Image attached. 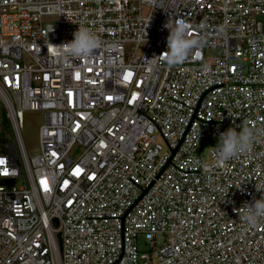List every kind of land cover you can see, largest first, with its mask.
I'll return each mask as SVG.
<instances>
[{
	"label": "built area",
	"instance_id": "obj_1",
	"mask_svg": "<svg viewBox=\"0 0 264 264\" xmlns=\"http://www.w3.org/2000/svg\"><path fill=\"white\" fill-rule=\"evenodd\" d=\"M178 17L199 44L169 66ZM78 28L100 46L61 57ZM0 101V264H264V219H240L264 188V0H0ZM22 111L44 114L31 157ZM229 127L248 153L196 154Z\"/></svg>",
	"mask_w": 264,
	"mask_h": 264
},
{
	"label": "clouds",
	"instance_id": "obj_2",
	"mask_svg": "<svg viewBox=\"0 0 264 264\" xmlns=\"http://www.w3.org/2000/svg\"><path fill=\"white\" fill-rule=\"evenodd\" d=\"M164 27L168 30V36L166 38V55L163 60L169 66H175L184 61L189 51L197 46L199 41L189 38L190 26L183 18L178 17L174 20L169 18ZM99 46L100 41L95 33L87 28H78L73 33L71 41L56 47L61 57L78 59L90 56L93 50ZM195 134L199 137V130ZM254 140L255 134L248 127H242L239 132L234 127L220 132L212 154L215 166L248 153ZM202 167L205 171L211 170L207 163ZM256 189L261 192L260 198L253 199L250 204H245L242 207L243 212L240 214V219L246 228H255L259 221L264 219V188Z\"/></svg>",
	"mask_w": 264,
	"mask_h": 264
},
{
	"label": "rangeland",
	"instance_id": "obj_3",
	"mask_svg": "<svg viewBox=\"0 0 264 264\" xmlns=\"http://www.w3.org/2000/svg\"><path fill=\"white\" fill-rule=\"evenodd\" d=\"M51 21V18H44V22ZM219 52L214 49H207L206 50V56H212L216 55ZM4 112L2 110V105L0 101V132H1V124L2 126L10 132L11 135H13V132L11 130L10 125L4 118ZM19 133L22 140L23 147L25 149L26 155L28 157H31L38 153L39 146H38V128L43 123L44 114L39 111H22L19 114ZM160 143H162V140H158ZM217 143V138H204L202 139L196 150V154L201 155L203 157L208 156V151L215 147ZM138 246L140 249H144L145 246L143 244L142 238H139Z\"/></svg>",
	"mask_w": 264,
	"mask_h": 264
},
{
	"label": "water",
	"instance_id": "obj_4",
	"mask_svg": "<svg viewBox=\"0 0 264 264\" xmlns=\"http://www.w3.org/2000/svg\"><path fill=\"white\" fill-rule=\"evenodd\" d=\"M12 183H13V181L10 180V179L0 178V184H3V185L9 184V185H11ZM57 238H58V241L60 242V235L59 234H57Z\"/></svg>",
	"mask_w": 264,
	"mask_h": 264
},
{
	"label": "snow or ice",
	"instance_id": "obj_5",
	"mask_svg": "<svg viewBox=\"0 0 264 264\" xmlns=\"http://www.w3.org/2000/svg\"><path fill=\"white\" fill-rule=\"evenodd\" d=\"M133 98H135V96H134ZM109 99H110V98H109ZM75 173L78 174V173H79V169H76V170H75Z\"/></svg>",
	"mask_w": 264,
	"mask_h": 264
},
{
	"label": "trees",
	"instance_id": "obj_6",
	"mask_svg": "<svg viewBox=\"0 0 264 264\" xmlns=\"http://www.w3.org/2000/svg\"><path fill=\"white\" fill-rule=\"evenodd\" d=\"M4 115V114H3ZM3 124H1V126H2Z\"/></svg>",
	"mask_w": 264,
	"mask_h": 264
}]
</instances>
